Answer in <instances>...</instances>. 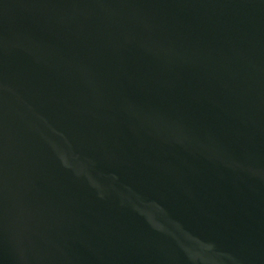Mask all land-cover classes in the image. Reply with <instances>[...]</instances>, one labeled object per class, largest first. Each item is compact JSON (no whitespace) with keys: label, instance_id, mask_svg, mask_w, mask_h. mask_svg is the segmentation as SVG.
I'll list each match as a JSON object with an SVG mask.
<instances>
[{"label":"water","instance_id":"1","mask_svg":"<svg viewBox=\"0 0 264 264\" xmlns=\"http://www.w3.org/2000/svg\"><path fill=\"white\" fill-rule=\"evenodd\" d=\"M0 264H264V0H0Z\"/></svg>","mask_w":264,"mask_h":264}]
</instances>
